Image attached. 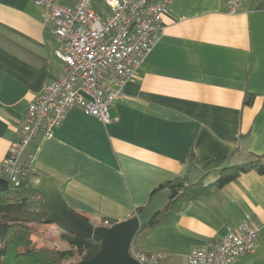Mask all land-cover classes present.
Listing matches in <instances>:
<instances>
[{
	"label": "crops",
	"instance_id": "1",
	"mask_svg": "<svg viewBox=\"0 0 264 264\" xmlns=\"http://www.w3.org/2000/svg\"><path fill=\"white\" fill-rule=\"evenodd\" d=\"M228 2L174 0L155 48L110 106L108 123L75 105L52 138L40 133L29 143L21 158L29 185L40 190L42 179L50 180L73 212L104 226L134 217L176 177L208 185L219 170L264 155V0H244L234 14ZM93 8L108 13L104 0ZM57 49L43 7L0 0V163L19 139L31 100L62 75ZM244 222L258 228L260 245L238 263L264 264V175L256 171L177 203L140 231L134 246L163 254L161 264H187L194 249L216 247ZM51 237L68 249L60 233Z\"/></svg>",
	"mask_w": 264,
	"mask_h": 264
},
{
	"label": "built area",
	"instance_id": "2",
	"mask_svg": "<svg viewBox=\"0 0 264 264\" xmlns=\"http://www.w3.org/2000/svg\"><path fill=\"white\" fill-rule=\"evenodd\" d=\"M46 10L54 25L55 51L64 63L62 75L31 100L19 130V139L0 163V178L20 187L28 168L21 158L29 143L40 133L52 138L69 110H81L104 123L110 106L122 96L131 80L155 48L163 33V18L174 0H104L106 15L93 8L94 0H75L74 6L57 0H31ZM244 0H229L228 10L236 13ZM104 226L113 224L106 220ZM260 235L249 222L229 229L214 248L194 249L187 264H239L241 257L258 249ZM140 264H161L163 254H148L131 246Z\"/></svg>",
	"mask_w": 264,
	"mask_h": 264
},
{
	"label": "trees",
	"instance_id": "3",
	"mask_svg": "<svg viewBox=\"0 0 264 264\" xmlns=\"http://www.w3.org/2000/svg\"><path fill=\"white\" fill-rule=\"evenodd\" d=\"M253 101L254 95L248 93L245 105L250 106ZM251 171L264 175V155L254 156L248 163L219 170L218 178L212 184L206 185L203 180L190 183L185 176L176 177L155 190L153 195L167 188L174 198L149 225L140 231L154 227L168 217L177 203L197 200L220 191L241 174ZM30 201H37L40 206L38 211L29 208ZM142 211L143 209H140L139 213ZM48 215L47 194L31 187L27 178L22 180L20 187L10 185L7 191H0V264H80L82 261L92 259L99 252V241L73 236L62 231L60 241L67 244L68 249L63 250L55 245L36 246L32 239L33 227L48 225L44 223Z\"/></svg>",
	"mask_w": 264,
	"mask_h": 264
},
{
	"label": "water",
	"instance_id": "4",
	"mask_svg": "<svg viewBox=\"0 0 264 264\" xmlns=\"http://www.w3.org/2000/svg\"><path fill=\"white\" fill-rule=\"evenodd\" d=\"M9 188V182L0 178V191H7ZM36 188L42 190L49 198V215L44 221L45 224L54 225L62 232L73 236L100 242L99 252L92 259L82 261L80 264H140L130 252L137 234L174 198L171 191H161L151 199L142 212L126 221L106 227L96 226L73 212L63 199L59 188L50 180L42 179Z\"/></svg>",
	"mask_w": 264,
	"mask_h": 264
},
{
	"label": "rangeland",
	"instance_id": "5",
	"mask_svg": "<svg viewBox=\"0 0 264 264\" xmlns=\"http://www.w3.org/2000/svg\"><path fill=\"white\" fill-rule=\"evenodd\" d=\"M209 183V182H206ZM35 207L34 203H30L29 208L33 210ZM48 224V225H38L33 227V241L35 242V245L38 247H43V246H51L53 247L56 243L55 241L52 240L51 236H56L58 235L61 230L58 229L56 226ZM52 230V231H51Z\"/></svg>",
	"mask_w": 264,
	"mask_h": 264
}]
</instances>
